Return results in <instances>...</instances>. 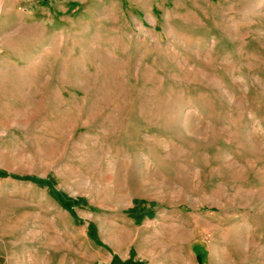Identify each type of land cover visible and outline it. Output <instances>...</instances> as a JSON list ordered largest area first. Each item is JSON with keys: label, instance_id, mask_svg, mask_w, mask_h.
<instances>
[{"label": "rangeland", "instance_id": "374dc122", "mask_svg": "<svg viewBox=\"0 0 264 264\" xmlns=\"http://www.w3.org/2000/svg\"><path fill=\"white\" fill-rule=\"evenodd\" d=\"M0 264H264V0H0Z\"/></svg>", "mask_w": 264, "mask_h": 264}, {"label": "trees", "instance_id": "16d2710c", "mask_svg": "<svg viewBox=\"0 0 264 264\" xmlns=\"http://www.w3.org/2000/svg\"><path fill=\"white\" fill-rule=\"evenodd\" d=\"M196 259L201 261V252H199V250L196 252Z\"/></svg>", "mask_w": 264, "mask_h": 264}, {"label": "crops", "instance_id": "0c3cea01", "mask_svg": "<svg viewBox=\"0 0 264 264\" xmlns=\"http://www.w3.org/2000/svg\"><path fill=\"white\" fill-rule=\"evenodd\" d=\"M5 1V0H4Z\"/></svg>", "mask_w": 264, "mask_h": 264}]
</instances>
